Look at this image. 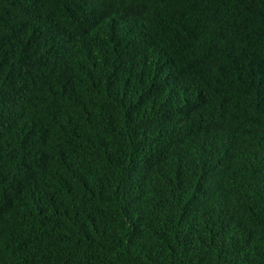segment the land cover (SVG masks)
Masks as SVG:
<instances>
[{
  "label": "trees",
  "instance_id": "obj_1",
  "mask_svg": "<svg viewBox=\"0 0 264 264\" xmlns=\"http://www.w3.org/2000/svg\"><path fill=\"white\" fill-rule=\"evenodd\" d=\"M0 264H264V0H0Z\"/></svg>",
  "mask_w": 264,
  "mask_h": 264
}]
</instances>
